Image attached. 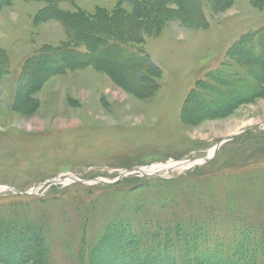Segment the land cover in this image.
Wrapping results in <instances>:
<instances>
[{
  "label": "rangeland",
  "instance_id": "obj_1",
  "mask_svg": "<svg viewBox=\"0 0 264 264\" xmlns=\"http://www.w3.org/2000/svg\"><path fill=\"white\" fill-rule=\"evenodd\" d=\"M198 1L203 21L197 0H10L0 9V216L45 213L53 232L50 264H76L81 225L87 224L88 237L95 238L122 218L117 211L123 200L162 202L156 187L129 197L105 193V183L129 170L205 158L234 135L214 158L225 165V174L261 175L247 197L264 215V85L256 98L222 117L206 111V100L215 95L199 99L197 110L185 107L209 72L236 63L232 52L239 40L264 28V0ZM108 21L127 29L135 24L142 40L126 42L128 50L146 55L157 70L140 79L131 63L119 65L123 56L104 59L102 69L44 78L33 64L25 67L52 49L85 52L75 44L76 22L92 30ZM146 79L149 93H144ZM137 80L142 91L132 90ZM177 165L163 169L184 167ZM200 166L153 177L167 179ZM120 251V241L103 243L92 263L124 264ZM16 261L13 254L0 258V264Z\"/></svg>",
  "mask_w": 264,
  "mask_h": 264
},
{
  "label": "trees",
  "instance_id": "obj_2",
  "mask_svg": "<svg viewBox=\"0 0 264 264\" xmlns=\"http://www.w3.org/2000/svg\"><path fill=\"white\" fill-rule=\"evenodd\" d=\"M9 1L0 0V9ZM197 4L202 18L198 0ZM137 16L133 19H138ZM124 23L129 26L127 21ZM114 24L108 21L102 29L88 30L83 23L76 22L75 44L83 47L85 52L70 46L52 49L35 55L25 67L33 64L37 76L44 78L82 68L102 69L106 67L104 59L123 56L119 65L131 63L134 70L141 73L140 79L151 70H157L146 55L128 50L126 42L142 40L137 36L135 24L132 29ZM106 29L107 32H104ZM236 46L237 49L232 52L236 63L227 62L220 69L209 72L207 81L198 83L200 87L186 99L185 107L194 105L197 110L199 99L206 100L215 95L206 100V111H209V116L222 117L236 105L262 93L264 28L243 37ZM237 58L244 59L247 63L245 68L240 66ZM25 72L26 68L24 75ZM146 84L148 91L144 93H149L150 82ZM241 87L250 89L247 93L227 96L230 90ZM134 89L142 91L138 80L133 85ZM224 169L225 165L220 164L216 157L177 177L126 178L105 186V193L126 194L129 197L156 187L160 189L162 202H152L144 197L123 200L117 214L121 212L125 216L116 217L114 223L107 225L95 238L88 237V225L82 224L76 236V264H93L95 253L103 243L118 241L121 242L120 257L124 264H264V215L260 217L259 204L251 202L253 198L249 195L247 197L248 191L257 188L256 176L260 178L261 175L251 179L243 170L225 174ZM248 209L253 212H247ZM47 217L43 212L41 215L3 212L0 216V258L4 254H13L17 260L14 264H50L53 232L51 225H47ZM34 250L36 252L32 254Z\"/></svg>",
  "mask_w": 264,
  "mask_h": 264
},
{
  "label": "water",
  "instance_id": "obj_3",
  "mask_svg": "<svg viewBox=\"0 0 264 264\" xmlns=\"http://www.w3.org/2000/svg\"><path fill=\"white\" fill-rule=\"evenodd\" d=\"M262 126L264 127V124H262ZM235 138V135L234 136H231L223 141H221L220 143L217 144V146L215 147V152L213 154V156L216 154L217 150L219 149V147L225 143V142H229V141H232L233 139ZM213 156L211 157H208V158H204V159H192V160H189V161H186V162H182L181 164L183 165H187V164H196L197 162H201V163H207L209 162L210 160H212Z\"/></svg>",
  "mask_w": 264,
  "mask_h": 264
},
{
  "label": "bare ground",
  "instance_id": "obj_4",
  "mask_svg": "<svg viewBox=\"0 0 264 264\" xmlns=\"http://www.w3.org/2000/svg\"><path fill=\"white\" fill-rule=\"evenodd\" d=\"M88 29V28H87ZM38 84V83H37ZM203 119V118H202ZM244 126V125H243ZM245 127V126H244ZM241 128V127H240Z\"/></svg>",
  "mask_w": 264,
  "mask_h": 264
}]
</instances>
